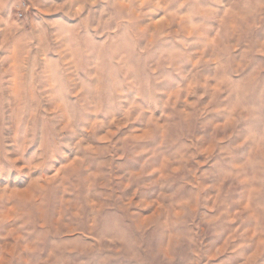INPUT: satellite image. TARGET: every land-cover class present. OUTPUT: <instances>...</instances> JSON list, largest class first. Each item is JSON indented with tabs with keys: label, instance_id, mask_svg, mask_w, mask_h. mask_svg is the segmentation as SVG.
Wrapping results in <instances>:
<instances>
[{
	"label": "rangeland",
	"instance_id": "obj_1",
	"mask_svg": "<svg viewBox=\"0 0 264 264\" xmlns=\"http://www.w3.org/2000/svg\"><path fill=\"white\" fill-rule=\"evenodd\" d=\"M0 0V264H264V0Z\"/></svg>",
	"mask_w": 264,
	"mask_h": 264
},
{
	"label": "built area",
	"instance_id": "obj_2",
	"mask_svg": "<svg viewBox=\"0 0 264 264\" xmlns=\"http://www.w3.org/2000/svg\"><path fill=\"white\" fill-rule=\"evenodd\" d=\"M15 2V13L19 19H24L32 12L30 0H13Z\"/></svg>",
	"mask_w": 264,
	"mask_h": 264
}]
</instances>
